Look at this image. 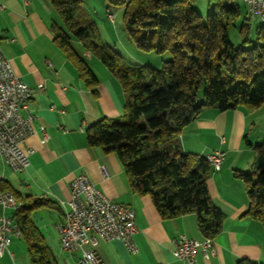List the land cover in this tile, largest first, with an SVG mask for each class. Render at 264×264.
<instances>
[{"label":"trees","instance_id":"trees-1","mask_svg":"<svg viewBox=\"0 0 264 264\" xmlns=\"http://www.w3.org/2000/svg\"><path fill=\"white\" fill-rule=\"evenodd\" d=\"M107 1L124 7L125 25L139 49L169 53L171 58L160 67L128 63L101 41L82 0H48L61 19V24H52L54 39L86 86L96 92L99 80L74 47V38L102 61L124 90L123 114L90 126L88 143L114 152L132 191L150 196L162 217L196 213L202 235L214 239L226 214L215 205L208 188L212 165L207 156L184 151L179 136L207 108L226 111L243 106L254 112L264 105V23L257 26L252 40L244 17L242 42L235 45L230 37V25L240 14L235 0H214L205 15L196 7L197 0ZM255 149L264 159V137ZM235 176L242 179L248 195L245 215L264 225V160L254 171L239 170ZM0 189L11 190L3 182ZM14 194L23 205L12 219L28 243L32 264H57L32 215L51 202ZM237 264L264 263L241 258Z\"/></svg>","mask_w":264,"mask_h":264},{"label":"crops","instance_id":"crops-1","mask_svg":"<svg viewBox=\"0 0 264 264\" xmlns=\"http://www.w3.org/2000/svg\"><path fill=\"white\" fill-rule=\"evenodd\" d=\"M53 22L61 24V19L48 0H0L4 53L25 82L33 87L45 85L36 89L29 102V109L38 115L36 131L22 144L31 150L30 165L22 172L14 171L0 157V182L22 197L32 195L51 202L32 215L57 264H92L81 262L79 251L65 250L57 230L65 220L62 202L70 198L71 182L81 173L88 174L108 197L128 205L136 214L138 251H129L118 239L100 240L96 248L103 264H237L241 258L264 262V225L245 215L248 195L244 182L235 176L239 170L252 172L263 163L255 149L261 137L253 139L251 134L257 120H263L260 113L264 105L254 112L243 106L226 111L210 107L181 132L179 142L186 152L207 156L216 149L224 151L223 166L211 172L208 188L226 219L213 239L215 252L208 258L202 247L192 263L176 258L173 251L179 236L199 241L205 238L198 228L197 214L162 217L150 196L132 191L117 155L88 143L90 126L123 114L124 90L120 80L73 39L74 47L87 58L99 80L96 92L86 86L75 64L55 41ZM5 212L13 214L9 209ZM10 251L0 255V264H32L23 235L12 236Z\"/></svg>","mask_w":264,"mask_h":264},{"label":"built area","instance_id":"built-area-1","mask_svg":"<svg viewBox=\"0 0 264 264\" xmlns=\"http://www.w3.org/2000/svg\"><path fill=\"white\" fill-rule=\"evenodd\" d=\"M250 4L253 16L264 21V0H241ZM110 18V11H108ZM43 83L33 87L14 70L10 59L0 44V150L5 166L22 172L30 165V149L23 142L36 131L37 113L29 109V102L36 89H44ZM41 129L44 131V127ZM209 155L213 170H220L225 158L224 151L216 149ZM105 176L108 175L102 167ZM65 220L57 225L62 247L68 252L79 251L81 262L103 264L97 250L100 240H121L131 252L138 251L135 235L138 231L135 211L128 205L108 197L92 178L81 173L71 182V196L62 202ZM0 255L10 251L12 236H19V224L6 214L15 212L10 189H0ZM173 254L176 258L194 262L198 248L202 247L205 257L215 252L213 239L199 241L185 235L175 240ZM87 247V248H86Z\"/></svg>","mask_w":264,"mask_h":264},{"label":"rangeland","instance_id":"rangeland-1","mask_svg":"<svg viewBox=\"0 0 264 264\" xmlns=\"http://www.w3.org/2000/svg\"><path fill=\"white\" fill-rule=\"evenodd\" d=\"M82 1L84 7L96 22L101 41L113 46L128 63L134 65H151L153 67H160L164 60L171 58V55L169 53L160 55L155 52L143 51L136 46V43L133 37L130 35L124 22L123 6L110 4L107 0ZM235 1L239 5L240 14L236 18V21L230 25V37L235 45H239L242 42L240 26L242 25L244 17L248 18L247 21L249 24L247 26V29L252 40H255V30L257 26L263 24L264 22L260 17L251 16L250 12L248 11L247 5L243 1ZM213 4L214 0L212 2L209 0H197L196 7L202 14L205 15L211 9V7H213ZM108 11H111V13L113 14V18L108 17ZM74 40L75 42H78L77 39L74 38ZM75 44L80 43L78 42ZM93 58H96L102 63V61L98 57L93 55ZM204 89L205 87L200 90V100L203 97ZM260 114H262L261 118L263 120L262 122H259L260 119L257 120V125L255 126L251 137H253V139H258L259 137H261L262 141L264 137V109ZM260 156L263 158V156L259 153V158Z\"/></svg>","mask_w":264,"mask_h":264},{"label":"bare ground","instance_id":"bare-ground-1","mask_svg":"<svg viewBox=\"0 0 264 264\" xmlns=\"http://www.w3.org/2000/svg\"><path fill=\"white\" fill-rule=\"evenodd\" d=\"M247 5V8H248V11L250 12L251 16L252 15V12H251V8H250V4H246ZM108 15V14H107ZM109 17V15H108ZM110 18H113V14L111 13L110 11ZM264 22V21H263ZM0 157L2 158V151L0 150ZM207 159L209 161V155H207ZM10 196H11V199H13L14 201V208H15V211L19 210L20 207L23 205V202H21L17 197L16 195L14 194V192L12 190H10ZM20 228V226H19ZM22 235V231H21V228H20V232H19V236Z\"/></svg>","mask_w":264,"mask_h":264}]
</instances>
